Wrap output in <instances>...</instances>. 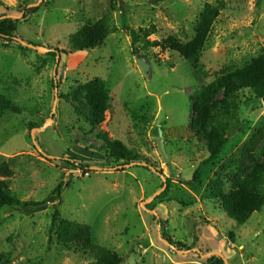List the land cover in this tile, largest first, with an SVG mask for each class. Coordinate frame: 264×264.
<instances>
[{"label":"rangeland","instance_id":"obj_1","mask_svg":"<svg viewBox=\"0 0 264 264\" xmlns=\"http://www.w3.org/2000/svg\"><path fill=\"white\" fill-rule=\"evenodd\" d=\"M220 2L201 60L204 76L177 53L144 47L141 30L152 27L150 41H189L203 7ZM30 4H38L37 12L24 11ZM6 15L21 18L14 42L0 41V97L15 108L0 113V157L13 172L14 195L44 205L0 210V263L91 264L87 255L49 241L57 209L62 219L89 225L93 242L124 257L122 264H206L194 253L172 250L163 233L203 254L220 252L229 264H264V208L239 226L227 218L212 186L219 178L229 193L240 170L235 161L264 122V101L245 93L238 114L244 126L214 164L204 163L206 131L191 129L197 91L263 52L264 0H0V18ZM100 19L111 26L104 46L68 54L69 37ZM19 40L51 51L39 53ZM140 59L150 64L149 77ZM95 78L111 96L101 128L91 125L85 99L74 96ZM101 133L143 161L108 162ZM60 183L57 200L52 191Z\"/></svg>","mask_w":264,"mask_h":264},{"label":"trees","instance_id":"obj_2","mask_svg":"<svg viewBox=\"0 0 264 264\" xmlns=\"http://www.w3.org/2000/svg\"><path fill=\"white\" fill-rule=\"evenodd\" d=\"M224 4H206L197 20L194 36L187 42H182L175 36L162 40L150 41L149 36L156 33L155 27L149 30L142 29L143 44L145 48H159L162 52H174L188 61L196 73L205 75L202 56L215 22L221 15ZM38 8L24 9L26 13L37 12ZM126 12V9H125ZM7 16V15H6ZM5 17V16H4ZM0 18V41L4 46L13 43L17 35L18 20ZM111 34V26L107 19L88 22L69 37L68 54L90 51L104 46ZM134 39V33H131ZM57 51V50H56ZM58 53V51H57ZM51 55V54H49ZM248 93L250 99L264 101V50L256 58L235 70H224L216 78L197 91L193 99V110L196 121L192 123L193 130L203 131L207 139L208 159L205 164H214L224 147L228 144L230 136L238 133L244 126L239 120V110L242 99ZM77 99L84 98L88 108V118L93 127L101 128L106 121V113L110 109L111 96L106 83L95 78L78 88L74 95ZM8 109H15L10 100L0 97V113ZM79 114L80 111H78ZM35 126L30 124V128ZM98 138V137H97ZM99 139L103 141L100 151L105 154L108 162L113 161L120 165L139 163L142 156L129 150L121 141L112 140L101 133ZM235 163L240 167L229 193L222 192L223 185L220 179L213 181V192L221 203L227 218L241 226L246 224L255 213L264 208V122L254 128L249 140L241 150V156ZM70 167L76 168L74 160L68 162ZM81 169L88 170L85 166ZM0 170L6 179L0 180V210L6 207H39L43 201H21L11 190L10 178L13 174L7 160L0 157ZM86 173V172H85ZM199 172L194 174V181H199ZM62 183L53 191L57 200L61 197ZM166 238L179 250H189L181 242ZM230 238L234 236L231 234ZM50 242L58 247L87 255L91 264H122L124 257L92 240V228L89 225L62 219L56 209L52 213L50 225ZM201 259L198 253H194ZM206 264H225L223 259L213 256L204 260ZM5 264V263H0Z\"/></svg>","mask_w":264,"mask_h":264},{"label":"water","instance_id":"obj_3","mask_svg":"<svg viewBox=\"0 0 264 264\" xmlns=\"http://www.w3.org/2000/svg\"><path fill=\"white\" fill-rule=\"evenodd\" d=\"M37 5H38V4H30V5L28 6V9L36 8ZM4 18H9V19L18 20V19L21 18V17H20V16H15V15H7V16H5ZM19 41L21 42V44L25 45L26 47L32 48V49L36 50V51L39 52V53H42V52H43V53H50V51H51L50 49H48V48H46V47L35 46V45H32V44L26 43V42H24V41H21V40H19ZM58 57H59V56L57 55V63H58ZM139 64H140V67L142 68V70H143L145 76L149 77L150 74H151V66H150V64H149L147 61L143 60V59H140ZM56 90H57V89H56ZM49 121L52 122V119L50 118V119L48 120V122H49ZM48 122H47V124H48ZM34 130H41V129H34ZM34 130H33V131H34ZM33 131H32V132H33ZM159 148H160V151H161V153H162V156H163L165 162L168 163V162H169V158H168L167 153H166V151H165V148H164V145H163L162 140L159 141ZM145 166H146V165H145ZM169 166H170V165H169ZM150 168H151V167H150ZM152 212L154 213V215L156 214L154 211H152ZM161 240H162L167 246H169L172 250H174L175 252H177V253H179V254L198 253V254L200 255V257H201L203 260H207V259H209V258H211V257H213V256H218V257H221V258L223 259V261H224L225 264H229V263H228V260H227L225 257H223V255H222L220 252L215 251V252H210V253L203 254V253H202L199 249H197V248H192V249H189V250H179V249H177L174 245H172L168 240H165V239H161Z\"/></svg>","mask_w":264,"mask_h":264},{"label":"bare ground","instance_id":"obj_4","mask_svg":"<svg viewBox=\"0 0 264 264\" xmlns=\"http://www.w3.org/2000/svg\"><path fill=\"white\" fill-rule=\"evenodd\" d=\"M50 122V121H49Z\"/></svg>","mask_w":264,"mask_h":264}]
</instances>
